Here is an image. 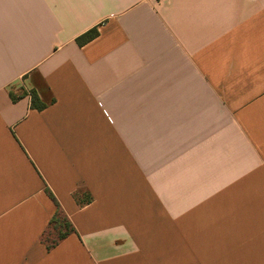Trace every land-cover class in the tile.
<instances>
[{
    "label": "crops",
    "instance_id": "1",
    "mask_svg": "<svg viewBox=\"0 0 264 264\" xmlns=\"http://www.w3.org/2000/svg\"><path fill=\"white\" fill-rule=\"evenodd\" d=\"M0 264H264V0H0Z\"/></svg>",
    "mask_w": 264,
    "mask_h": 264
},
{
    "label": "trees",
    "instance_id": "2",
    "mask_svg": "<svg viewBox=\"0 0 264 264\" xmlns=\"http://www.w3.org/2000/svg\"><path fill=\"white\" fill-rule=\"evenodd\" d=\"M96 36H98V31L96 28H94L78 37L76 41L79 45H83L93 40ZM32 106L38 109L44 108V105L39 102L35 94L32 95ZM47 192L56 204V212L49 222L48 229L45 231L42 241L45 243L48 249H51L58 245L59 242L65 239L68 235L74 233L75 229L69 219L61 211L51 192L48 190Z\"/></svg>",
    "mask_w": 264,
    "mask_h": 264
}]
</instances>
